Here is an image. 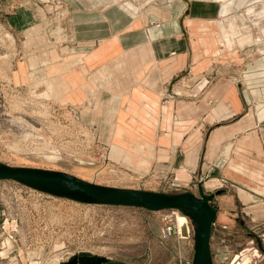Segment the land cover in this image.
<instances>
[{
	"label": "crops",
	"instance_id": "1",
	"mask_svg": "<svg viewBox=\"0 0 264 264\" xmlns=\"http://www.w3.org/2000/svg\"><path fill=\"white\" fill-rule=\"evenodd\" d=\"M108 1L70 0L69 29L48 27L45 13L9 17L23 34L22 90L53 95L61 124L76 111L90 133L97 126L98 146L128 174L211 191L221 172L239 189L215 197L220 219L243 206L264 221V55L219 74L205 38L249 0Z\"/></svg>",
	"mask_w": 264,
	"mask_h": 264
},
{
	"label": "rangeland",
	"instance_id": "2",
	"mask_svg": "<svg viewBox=\"0 0 264 264\" xmlns=\"http://www.w3.org/2000/svg\"><path fill=\"white\" fill-rule=\"evenodd\" d=\"M69 1L0 0V161L63 170L105 185L198 194L200 182L196 180L188 187L180 180L128 174L124 166L113 161L111 147L98 146L104 135L97 126L93 133L89 132L95 144L83 132L78 144L56 146L61 133L71 134L70 126L62 130L64 124L56 118L59 109L53 95L41 93V98L29 99L22 90L23 52L18 45L23 34L9 17L16 12L45 13L48 27L69 29V13L74 7ZM123 1L112 0L107 5L118 8ZM263 3L264 0L240 2L230 13L212 20V33L205 36L207 61H223L224 67L216 70L219 74L237 70L232 68L234 63L240 65L253 56L264 55ZM153 19L158 25L162 23L160 18ZM235 74L240 75L238 71ZM34 119L42 122L43 134L55 143L52 147L35 145L34 134L38 133L33 130ZM216 178L213 189L205 191L214 193L210 200L216 210L210 235L214 264H264V221L249 220L243 206L239 210L235 207L228 220H221L213 204L215 197L222 192L234 195L239 187L221 172ZM182 215L185 214L176 208L148 210L82 203L0 179V264H70L81 255L123 264H192L194 225L189 218V235L184 236L177 218Z\"/></svg>",
	"mask_w": 264,
	"mask_h": 264
},
{
	"label": "water",
	"instance_id": "3",
	"mask_svg": "<svg viewBox=\"0 0 264 264\" xmlns=\"http://www.w3.org/2000/svg\"><path fill=\"white\" fill-rule=\"evenodd\" d=\"M0 179H10L35 190L88 204L138 206L148 210L176 208L187 215L194 225V254L192 264H214L210 246L211 224L216 210L198 184V194L192 191L165 192L144 188L105 185L89 181L67 171L10 165L0 161ZM123 264L104 257L81 255L70 264Z\"/></svg>",
	"mask_w": 264,
	"mask_h": 264
},
{
	"label": "built area",
	"instance_id": "4",
	"mask_svg": "<svg viewBox=\"0 0 264 264\" xmlns=\"http://www.w3.org/2000/svg\"><path fill=\"white\" fill-rule=\"evenodd\" d=\"M148 25H150L151 27L159 26L158 24H156V20H154V19H150L148 22ZM28 95L30 96L29 99L42 97L41 93H39L37 90L35 91L34 89H32L31 94H28ZM43 98H45V97H43ZM67 119H68V121H65V125L63 126L62 130L66 129V126L68 124L70 126V131H71L70 133L71 134L70 135H68V134L64 135L63 133H61L59 135V141L55 142L57 144L56 146H60V145L63 146V145H65L66 142L69 143L68 144L69 147H70V145L73 146V144H78L79 141L82 140L81 135L84 134L83 132H86V134H87L86 137L90 136L88 129H86V127L83 124H81V122L77 119L76 111H74V114L72 113V117H67ZM28 123H31V122L29 121ZM33 125H34L33 130H35V132L38 133V134H34L35 145L38 147L39 146L47 147L48 145H51V147H52L53 144H55V143L53 142V140L47 139L45 137V135L43 134V131L41 129V125H43L42 122L37 120V119H34ZM90 137L92 138V136H90ZM68 139H71V140H68ZM52 152H54V151H52Z\"/></svg>",
	"mask_w": 264,
	"mask_h": 264
},
{
	"label": "bare ground",
	"instance_id": "5",
	"mask_svg": "<svg viewBox=\"0 0 264 264\" xmlns=\"http://www.w3.org/2000/svg\"><path fill=\"white\" fill-rule=\"evenodd\" d=\"M179 230L185 236L189 231V217L187 215L178 216ZM189 235V234H187Z\"/></svg>",
	"mask_w": 264,
	"mask_h": 264
}]
</instances>
